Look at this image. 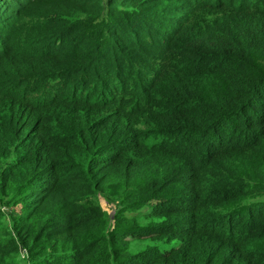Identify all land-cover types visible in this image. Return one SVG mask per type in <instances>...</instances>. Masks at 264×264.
Masks as SVG:
<instances>
[{
	"label": "trees",
	"instance_id": "16d2710c",
	"mask_svg": "<svg viewBox=\"0 0 264 264\" xmlns=\"http://www.w3.org/2000/svg\"><path fill=\"white\" fill-rule=\"evenodd\" d=\"M21 249L264 264V0H0V264Z\"/></svg>",
	"mask_w": 264,
	"mask_h": 264
},
{
	"label": "rangeland",
	"instance_id": "374dc122",
	"mask_svg": "<svg viewBox=\"0 0 264 264\" xmlns=\"http://www.w3.org/2000/svg\"><path fill=\"white\" fill-rule=\"evenodd\" d=\"M103 205H106V204L103 202ZM26 257H27V252H24V250L21 249L20 254L18 255L17 260H18V262L20 264H26Z\"/></svg>",
	"mask_w": 264,
	"mask_h": 264
}]
</instances>
